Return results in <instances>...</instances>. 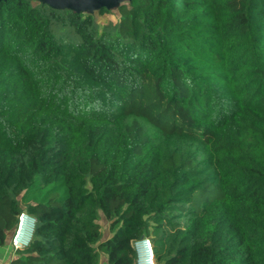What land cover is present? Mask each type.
<instances>
[{
    "label": "trees",
    "instance_id": "obj_1",
    "mask_svg": "<svg viewBox=\"0 0 264 264\" xmlns=\"http://www.w3.org/2000/svg\"><path fill=\"white\" fill-rule=\"evenodd\" d=\"M118 11L0 1V246L35 220L9 264H135L143 237L154 264H264V0Z\"/></svg>",
    "mask_w": 264,
    "mask_h": 264
},
{
    "label": "water",
    "instance_id": "obj_2",
    "mask_svg": "<svg viewBox=\"0 0 264 264\" xmlns=\"http://www.w3.org/2000/svg\"><path fill=\"white\" fill-rule=\"evenodd\" d=\"M4 1V0H0ZM123 0H42L41 3H44L51 8L60 9V10H71L74 12H89L93 13L98 11L104 7L107 9L114 8L115 6H119V3ZM130 1V0H128ZM140 243L149 245V241L144 237L140 241Z\"/></svg>",
    "mask_w": 264,
    "mask_h": 264
},
{
    "label": "rangeland",
    "instance_id": "obj_3",
    "mask_svg": "<svg viewBox=\"0 0 264 264\" xmlns=\"http://www.w3.org/2000/svg\"><path fill=\"white\" fill-rule=\"evenodd\" d=\"M38 2H41L42 0H37ZM129 1L128 0H123L119 3V6L122 5V4H128ZM118 6V7H119ZM118 7L115 6L114 8H111V9H107L106 7L102 8V9H106L107 12H105L104 14L100 15L98 14V11H95L93 13H90V14H94L95 15V18L97 20V22L102 26V27H107V26H111V28L109 29H112L113 28V25H115L117 23V21L119 20V11H118ZM83 13H89V12H83ZM166 143L168 145H170V147H172V149H176L178 146H179V142L176 140V139H171V140H167ZM188 148H191V149H195V146H192V145H188L187 146ZM101 215V214H100ZM98 222L100 223L101 225V228L103 229V233L105 234V237L106 236H109L110 232H109V227H108V224L106 223L105 219L103 216H101L99 219H98ZM151 244V243H150ZM101 254H104L103 252H101ZM135 264H138L137 263V260L135 262Z\"/></svg>",
    "mask_w": 264,
    "mask_h": 264
},
{
    "label": "built area",
    "instance_id": "obj_4",
    "mask_svg": "<svg viewBox=\"0 0 264 264\" xmlns=\"http://www.w3.org/2000/svg\"><path fill=\"white\" fill-rule=\"evenodd\" d=\"M27 219L28 220L30 219L31 221L34 220L32 217H30L26 213L21 214L19 217L18 226H17L15 233L11 239V245L15 251H18L20 249L27 247L29 245V243L31 242L32 234H33V230H34V225H35V220H34V222L32 221L31 235L29 238H27L29 235H27V234L25 235V233L23 231V224L25 223V220L27 221ZM21 233L23 235H21ZM145 239H147V238H145ZM140 241H136L133 243V248L136 251L138 264L140 263V257H141L140 256V250H139V245L141 244ZM149 245L151 246L150 241H149ZM149 249L151 250L152 247H149ZM153 261H154V259H153Z\"/></svg>",
    "mask_w": 264,
    "mask_h": 264
},
{
    "label": "crops",
    "instance_id": "obj_5",
    "mask_svg": "<svg viewBox=\"0 0 264 264\" xmlns=\"http://www.w3.org/2000/svg\"><path fill=\"white\" fill-rule=\"evenodd\" d=\"M11 238L12 236L10 234L6 244L0 246V264H9L10 261L14 259L17 255L16 251L12 248ZM98 264H108L107 256L105 254H99Z\"/></svg>",
    "mask_w": 264,
    "mask_h": 264
},
{
    "label": "bare ground",
    "instance_id": "obj_6",
    "mask_svg": "<svg viewBox=\"0 0 264 264\" xmlns=\"http://www.w3.org/2000/svg\"><path fill=\"white\" fill-rule=\"evenodd\" d=\"M34 222V220H32ZM32 221L29 219H27V221L25 220V223L23 224V231L25 233V235H29L27 238L30 237L31 235V228H32ZM21 235H23L21 233ZM139 250H140V263L139 264H153V252L152 249H149V246H147L146 244L141 243L139 245Z\"/></svg>",
    "mask_w": 264,
    "mask_h": 264
}]
</instances>
